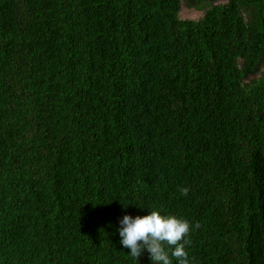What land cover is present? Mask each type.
I'll list each match as a JSON object with an SVG mask.
<instances>
[{"label":"trees","instance_id":"obj_1","mask_svg":"<svg viewBox=\"0 0 264 264\" xmlns=\"http://www.w3.org/2000/svg\"><path fill=\"white\" fill-rule=\"evenodd\" d=\"M151 210L264 264V0H0V264H151Z\"/></svg>","mask_w":264,"mask_h":264},{"label":"clouds","instance_id":"obj_2","mask_svg":"<svg viewBox=\"0 0 264 264\" xmlns=\"http://www.w3.org/2000/svg\"><path fill=\"white\" fill-rule=\"evenodd\" d=\"M180 194L186 196L189 188L179 189ZM127 207V206H126ZM199 223L195 227H199ZM188 220L174 215H162L159 211L151 210L147 215L135 217L125 214L120 219L118 229L120 243L129 249L128 254L138 261L145 250L149 253L151 264H173L167 246L171 249V257L178 264H190L185 245L190 243L185 237L190 232Z\"/></svg>","mask_w":264,"mask_h":264},{"label":"rangeland","instance_id":"obj_3","mask_svg":"<svg viewBox=\"0 0 264 264\" xmlns=\"http://www.w3.org/2000/svg\"><path fill=\"white\" fill-rule=\"evenodd\" d=\"M202 15V12L197 11L194 8H188L185 4L182 3L181 5V10L179 12V17L180 18H190V19H195L198 18Z\"/></svg>","mask_w":264,"mask_h":264}]
</instances>
